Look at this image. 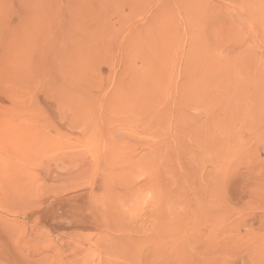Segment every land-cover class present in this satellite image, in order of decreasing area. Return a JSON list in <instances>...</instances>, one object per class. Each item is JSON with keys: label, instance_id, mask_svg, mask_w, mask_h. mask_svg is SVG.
Masks as SVG:
<instances>
[{"label": "rangeland", "instance_id": "rangeland-1", "mask_svg": "<svg viewBox=\"0 0 264 264\" xmlns=\"http://www.w3.org/2000/svg\"><path fill=\"white\" fill-rule=\"evenodd\" d=\"M0 264H264V0H0Z\"/></svg>", "mask_w": 264, "mask_h": 264}, {"label": "bare ground", "instance_id": "bare-ground-1", "mask_svg": "<svg viewBox=\"0 0 264 264\" xmlns=\"http://www.w3.org/2000/svg\"><path fill=\"white\" fill-rule=\"evenodd\" d=\"M200 49V48H199ZM199 51V50H198Z\"/></svg>", "mask_w": 264, "mask_h": 264}]
</instances>
